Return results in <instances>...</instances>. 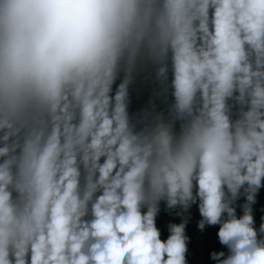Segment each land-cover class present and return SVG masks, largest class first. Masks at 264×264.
Wrapping results in <instances>:
<instances>
[{
    "label": "trees",
    "instance_id": "obj_1",
    "mask_svg": "<svg viewBox=\"0 0 264 264\" xmlns=\"http://www.w3.org/2000/svg\"><path fill=\"white\" fill-rule=\"evenodd\" d=\"M180 178L264 239V0H0V264L190 262Z\"/></svg>",
    "mask_w": 264,
    "mask_h": 264
},
{
    "label": "flooded vegetation",
    "instance_id": "obj_2",
    "mask_svg": "<svg viewBox=\"0 0 264 264\" xmlns=\"http://www.w3.org/2000/svg\"><path fill=\"white\" fill-rule=\"evenodd\" d=\"M178 183V186L183 185V187L181 189L178 188L179 192L175 194L182 208H174L166 215L170 217L168 222L174 218L176 223H180L174 229L172 236L179 240V243L174 240L175 244H180L186 248V257L190 259V262L185 259L184 262H181L182 264H207V261H209L208 264H264V254H260V249L257 247V243L264 241L262 232L253 218L252 212L254 208L247 203L246 198L242 194L240 195L237 190L232 192L236 194L230 197L228 202L230 210H228L227 207L222 208L219 204L216 191H210L201 182L204 187L202 191L204 202L206 203L205 214H207V218L221 221V226L216 230L206 219L203 220L201 218L200 213L196 209L200 208L201 210V207L185 200L184 191L188 186V182L184 178H180ZM127 199L131 201L130 198ZM171 200L175 202L173 197ZM161 212L163 211L161 210ZM228 213L235 216L237 227L231 224L230 219L227 217ZM159 220L164 223L167 218L164 216ZM150 221L154 224L157 223L152 219ZM158 229H160L159 226H157ZM250 237L256 239V242L251 240ZM148 242L151 245V258H159V262H154L155 264H162L164 262L163 255L165 254L155 242H152V239L148 240ZM170 243V240L166 241L165 246ZM146 249L147 247L145 246L144 251Z\"/></svg>",
    "mask_w": 264,
    "mask_h": 264
}]
</instances>
